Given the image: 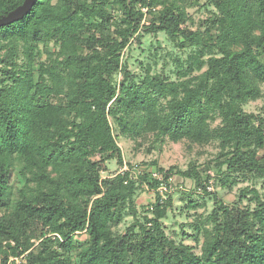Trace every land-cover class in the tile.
Returning <instances> with one entry per match:
<instances>
[{
    "label": "trees",
    "instance_id": "obj_1",
    "mask_svg": "<svg viewBox=\"0 0 264 264\" xmlns=\"http://www.w3.org/2000/svg\"><path fill=\"white\" fill-rule=\"evenodd\" d=\"M24 1L0 0V19ZM193 1L36 0L0 28V264H264L257 189L228 206L198 166L159 168L163 181L154 179L125 163L118 144L215 141L217 184L264 182V118L244 110L264 96V0H208L211 16L196 30ZM159 34L191 51L174 59L176 79L143 61L142 73L129 70L134 43ZM111 160L127 170L102 179ZM175 175L215 201L194 234L183 233L195 245L167 233L169 194L138 210L143 186L158 191Z\"/></svg>",
    "mask_w": 264,
    "mask_h": 264
},
{
    "label": "rangeland",
    "instance_id": "obj_2",
    "mask_svg": "<svg viewBox=\"0 0 264 264\" xmlns=\"http://www.w3.org/2000/svg\"><path fill=\"white\" fill-rule=\"evenodd\" d=\"M193 3L188 9L192 21L187 25L193 30L205 28L203 23L211 16L212 6L208 0H198L193 1ZM157 47V55L154 56V49ZM52 48L53 46L49 48L42 47V51H44L43 59H45V54L48 50ZM190 53V50L178 48L164 34H159L157 37L147 36L143 40L142 45L134 43L133 50L127 52L125 57H129V70L133 74L142 73L143 69L140 68L138 62L143 61L146 64H150L153 73L161 72L165 69L166 75L172 79H176V75L173 74V71H175V61L178 59L183 62L186 61ZM121 79L122 75L118 76V80ZM244 110L247 113H253L264 118V96L246 105ZM219 123L220 121L218 120L214 123V126H217ZM118 144L122 149L125 163L142 167L143 170L148 172H154L159 168L168 171L172 167L176 168L175 171H187L193 165L198 166L200 170L205 171L206 176H210L209 184H207L211 188L209 191L212 194H217L223 203L228 206H233L239 202L241 190L246 187L257 189L264 198V182L262 180L253 181L240 178V182L233 189L223 188L217 184V171L215 167L212 168L211 164H215V159L221 151L218 142L214 141L205 146H190L186 141L180 143L167 142L162 146L154 148L150 140L146 143L145 141L135 143L129 137H122L118 139ZM125 168H127L126 165L121 168L116 160H111L107 163L106 169L101 172L102 179L123 172ZM11 183L18 187L23 185L24 182L19 168H16ZM169 183V189L164 195L166 196V193L169 194L173 201L168 210V218L163 221L166 231L173 239L178 241L183 240L187 244L195 245L191 238L184 237L183 233L194 234L191 227L192 224L198 220L199 216L205 217L211 213L215 207L214 198L212 195H205L202 188H196L192 180L185 179L180 175H175ZM159 194H161L159 191L143 186V189L138 192L137 197L139 212L143 214L147 208L154 205ZM191 202H195L199 206L189 207ZM132 222L131 216H127L124 223L116 230L124 232ZM85 238V236H82L80 240H84ZM199 251L200 247L197 249V252Z\"/></svg>",
    "mask_w": 264,
    "mask_h": 264
},
{
    "label": "water",
    "instance_id": "obj_3",
    "mask_svg": "<svg viewBox=\"0 0 264 264\" xmlns=\"http://www.w3.org/2000/svg\"><path fill=\"white\" fill-rule=\"evenodd\" d=\"M35 3L36 0H25L19 9L0 19V28L23 19L31 11Z\"/></svg>",
    "mask_w": 264,
    "mask_h": 264
},
{
    "label": "built area",
    "instance_id": "obj_4",
    "mask_svg": "<svg viewBox=\"0 0 264 264\" xmlns=\"http://www.w3.org/2000/svg\"><path fill=\"white\" fill-rule=\"evenodd\" d=\"M126 170H127V168L124 169V171H126ZM152 177L154 179H158V180H162L163 181V177L159 173H157L156 171H154V172L152 171ZM168 189H169V186L166 185L164 182L161 183V185L159 186L158 191L161 193L160 195L163 197V199H166L167 193H166V196L164 195V193L166 191H168ZM209 190H211L210 187H209Z\"/></svg>",
    "mask_w": 264,
    "mask_h": 264
}]
</instances>
